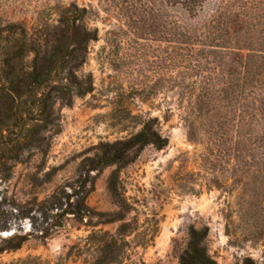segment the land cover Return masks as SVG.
Wrapping results in <instances>:
<instances>
[{
  "label": "rangeland",
  "instance_id": "374dc122",
  "mask_svg": "<svg viewBox=\"0 0 264 264\" xmlns=\"http://www.w3.org/2000/svg\"><path fill=\"white\" fill-rule=\"evenodd\" d=\"M73 1L98 31L83 67L94 89L57 105L59 125L44 133L42 148L10 162L0 190L19 203L42 201L150 119L168 144L135 148L125 166L92 171L91 215H69L46 241L1 253L0 264H179L192 227L209 228L206 246L218 264H264V113L252 109L264 83L244 68L264 56V0H208L198 18L166 0H0V26L56 24ZM228 12V42L199 35L219 34ZM227 87L243 95L220 99ZM242 119L253 123L256 144L239 159ZM23 225L31 229L29 219ZM9 234L0 231V242Z\"/></svg>",
  "mask_w": 264,
  "mask_h": 264
},
{
  "label": "trees",
  "instance_id": "16d2710c",
  "mask_svg": "<svg viewBox=\"0 0 264 264\" xmlns=\"http://www.w3.org/2000/svg\"><path fill=\"white\" fill-rule=\"evenodd\" d=\"M166 2L173 7L181 6L191 18H198L204 15L208 0ZM229 13H225L222 25H216L219 34L202 30L199 35L210 38L212 42H228ZM87 14V7L73 1L60 10L56 24L28 26L10 23L0 26V175L8 176L10 162L20 160L25 150L43 147L46 141L44 133L59 125L57 105L71 106L75 97L93 91L92 75L85 73L83 67L88 56V45L90 41L98 39V31L85 22ZM211 29L215 30L214 27ZM194 33L196 35V30ZM257 60L247 62L246 59L244 68L248 75H257L254 81L263 85L264 56ZM222 91L228 97L219 98L228 99L227 102L243 95L232 87ZM257 100L260 105L255 103L252 109L260 115L264 113V93ZM222 121L225 122L224 118ZM153 123L154 119H150L132 137L107 144L109 150L101 156L88 158L89 165L82 167L79 177L72 184L58 188L42 201L34 199L19 203L0 190V231L11 232L1 238L0 254L20 249L31 238L46 241L64 225V219L69 215L78 220L90 216L87 198L94 188L92 171L108 165H117L118 168L125 166L131 161L130 151L135 148L154 144L162 149L168 144V139L162 137ZM223 124L221 122V126ZM236 126L235 141L239 146L243 145L236 150H239V159H243V152H251L256 144L251 132L254 125L243 120L242 124ZM245 134L248 135L242 137ZM110 187L113 194L118 196L115 182L112 181ZM26 219H29L31 229L23 233ZM189 234L188 246L181 254L179 264H218L206 246L209 228L192 227ZM98 264H103V260ZM237 264L256 263L251 257H246Z\"/></svg>",
  "mask_w": 264,
  "mask_h": 264
},
{
  "label": "water",
  "instance_id": "95a60500",
  "mask_svg": "<svg viewBox=\"0 0 264 264\" xmlns=\"http://www.w3.org/2000/svg\"><path fill=\"white\" fill-rule=\"evenodd\" d=\"M6 235V234H5Z\"/></svg>",
  "mask_w": 264,
  "mask_h": 264
}]
</instances>
